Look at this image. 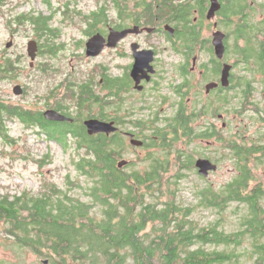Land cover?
I'll use <instances>...</instances> for the list:
<instances>
[{"label":"flooded vegetation","instance_id":"obj_1","mask_svg":"<svg viewBox=\"0 0 264 264\" xmlns=\"http://www.w3.org/2000/svg\"><path fill=\"white\" fill-rule=\"evenodd\" d=\"M261 52L264 0H0V81L29 100L4 101L17 110L5 116L8 127L48 144L76 146L79 134L107 141L130 176H145L149 155L158 154L170 159L168 174L210 180L220 169L214 143L228 147L230 98L264 96ZM247 65L248 76H239ZM198 113L225 119L224 130L206 123L198 131ZM89 121L114 130L90 135ZM214 130L221 143L208 137ZM199 160L217 170L201 176Z\"/></svg>","mask_w":264,"mask_h":264},{"label":"trees","instance_id":"obj_2","mask_svg":"<svg viewBox=\"0 0 264 264\" xmlns=\"http://www.w3.org/2000/svg\"><path fill=\"white\" fill-rule=\"evenodd\" d=\"M255 60L264 75L263 53ZM8 69L13 73L12 66ZM247 100L242 99L241 104ZM16 112L0 97V140L9 148L18 140L5 116L15 117ZM205 116L198 113L197 123ZM245 132L234 136L242 138L241 143L228 141L236 166L234 178L219 190H204L200 206L223 212L232 203L245 205L247 216L242 225L264 264V186L251 188L255 181L251 164L262 165L264 145L249 146ZM79 135L81 144H57L70 154L75 171L73 177L66 175V189L55 183L40 195L29 189L15 195L0 189L1 247L18 259L31 252L48 264H229L235 258L233 253L208 247L239 246L245 232L227 234L215 225L199 229L194 208L178 202L174 189L181 177L168 174L170 159L150 154L147 174L130 176L117 168L107 141ZM217 135L214 130L208 137L221 143ZM50 157L47 153L22 159L31 158L42 168ZM74 190L82 191L81 195L75 196Z\"/></svg>","mask_w":264,"mask_h":264},{"label":"rangeland","instance_id":"obj_3","mask_svg":"<svg viewBox=\"0 0 264 264\" xmlns=\"http://www.w3.org/2000/svg\"><path fill=\"white\" fill-rule=\"evenodd\" d=\"M252 66H241L238 75L248 76L249 72L246 73L245 69L249 70ZM258 79L261 80L260 77ZM21 82L30 84V80L26 77L22 78ZM263 87L264 84L260 81L257 84V89L261 91ZM13 90L14 84L12 82H5L1 79L0 97L4 98L7 105L24 104L29 101L26 98L16 97ZM30 90L32 89L30 88ZM27 97L30 98V95H27ZM255 97L257 98L248 99L244 104H241L242 98H230L232 104L225 109L228 110L229 120L233 122L232 126L228 125L225 128L227 130L223 131L226 141L236 139L241 143L240 140L242 138L234 136L236 134L239 136V132H244L245 130V134L248 136L245 140L249 146L255 143L264 145V96L259 92ZM223 122H226V120L213 118L209 115L202 120L200 119L197 125L213 123L221 130L223 129ZM10 125H12L11 134L18 142L13 148H9L0 140V189L3 192H10L12 195L23 192L26 189L32 190L35 195H40L44 188L54 183L62 189H66L64 182L66 175L70 174L73 177L75 173L71 164L70 154L66 153L57 144H48L45 139H38L33 132L15 125L14 122L10 123ZM215 148L220 149V151L215 152ZM221 148L222 145L214 143V156L219 160L220 169L210 177V180H203L201 177L191 173H187L184 178L178 180V185L174 189L177 191L178 202L182 207L194 208V217L200 225L198 226L199 229L215 225L219 230L227 234L245 232L243 235L244 240L239 246L210 245L208 250L233 253L235 258L229 264H262L260 257L255 254L248 240L250 237L247 235L246 226L242 225L247 216L245 205L232 203L223 212H219L214 208L200 206L204 190L207 188H211L214 191L219 190L230 182L236 174L235 161L232 158L231 151L228 147L223 150ZM47 153L51 155L50 163L43 165L42 168L37 167L31 158L29 160L22 159L28 155L37 158ZM251 167L255 175V181L251 184V188L259 184L264 186V162L260 166L252 163ZM72 193L76 194L75 196H80L82 191L74 190ZM17 257L16 254L1 247L0 244V264H43V261L46 260L35 256L31 252H28L21 259Z\"/></svg>","mask_w":264,"mask_h":264},{"label":"water","instance_id":"obj_4","mask_svg":"<svg viewBox=\"0 0 264 264\" xmlns=\"http://www.w3.org/2000/svg\"><path fill=\"white\" fill-rule=\"evenodd\" d=\"M219 55H222L223 50L218 51ZM229 69H226L223 73V85H227L228 84V79H229ZM211 87H209L210 89ZM14 95L15 96H21L23 94V90L20 86H17L14 88L13 90ZM50 113V117L53 120L56 121H63L64 118L61 117L60 115H58L55 112H49ZM48 114V113H47ZM87 128H88V132L90 135H95V134H99V133H110L112 132L114 129L112 128V126L110 124H105V123H100L98 121H89L86 123ZM197 168L200 170V174L203 175V177L207 178L209 172L211 171H216L217 170V166L212 164L210 161L208 160H199L197 162ZM43 264H48V261H43Z\"/></svg>","mask_w":264,"mask_h":264},{"label":"bare ground","instance_id":"obj_5","mask_svg":"<svg viewBox=\"0 0 264 264\" xmlns=\"http://www.w3.org/2000/svg\"><path fill=\"white\" fill-rule=\"evenodd\" d=\"M202 176V175H201Z\"/></svg>","mask_w":264,"mask_h":264}]
</instances>
